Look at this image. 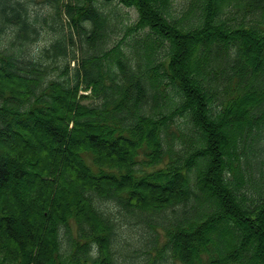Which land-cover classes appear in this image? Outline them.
Returning <instances> with one entry per match:
<instances>
[{
  "label": "trees",
  "instance_id": "16d2710c",
  "mask_svg": "<svg viewBox=\"0 0 264 264\" xmlns=\"http://www.w3.org/2000/svg\"><path fill=\"white\" fill-rule=\"evenodd\" d=\"M36 1L0 0V264H120L118 220L148 264H264V0Z\"/></svg>",
  "mask_w": 264,
  "mask_h": 264
},
{
  "label": "rangeland",
  "instance_id": "374dc122",
  "mask_svg": "<svg viewBox=\"0 0 264 264\" xmlns=\"http://www.w3.org/2000/svg\"><path fill=\"white\" fill-rule=\"evenodd\" d=\"M96 2L111 16L116 17L117 21L120 24L125 26L132 25L138 18V12L135 7L125 6L124 4H117L116 1L105 3V0H96ZM34 11H38L40 14L49 15L53 12V8L50 4L42 2V0H37L34 2ZM176 10L178 11L181 6V0L175 1ZM64 32L68 34V26L65 23ZM41 35L37 42L31 45L30 52L33 55H40L42 50L46 45H49L56 37L57 33L54 30L50 29L48 26L43 25V28L40 29ZM124 35V29H121V33H115L114 42L119 41ZM77 36V35H76ZM130 39V36L126 38V41ZM77 44L72 45L74 48L80 47L79 40H76ZM84 43V42H83ZM85 44V43H84ZM90 102L91 99H88ZM94 101V100H93ZM46 150L50 151L54 155H58V151L51 149L50 144L43 145ZM116 213L117 211L114 210ZM123 217V221L126 222L128 217L119 215ZM118 233L120 236H125L126 241L124 242V249H122L123 256L120 257V264H148L149 254L147 253V248H150L151 245H155V242L151 239L158 234L159 241L157 246L160 247L164 243V230L160 226H156L155 230L146 225L143 222H137L132 220L131 225L121 223V220H118ZM74 228V227H73ZM75 229V228H74ZM154 242V243H153ZM158 251L156 248L151 249L152 259L157 255Z\"/></svg>",
  "mask_w": 264,
  "mask_h": 264
}]
</instances>
